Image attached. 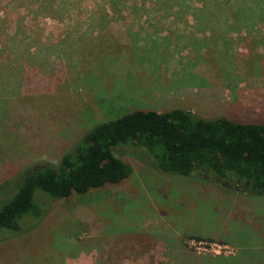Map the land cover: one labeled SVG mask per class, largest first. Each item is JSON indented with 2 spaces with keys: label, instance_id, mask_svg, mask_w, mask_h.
Wrapping results in <instances>:
<instances>
[{
  "label": "rangeland",
  "instance_id": "1",
  "mask_svg": "<svg viewBox=\"0 0 264 264\" xmlns=\"http://www.w3.org/2000/svg\"><path fill=\"white\" fill-rule=\"evenodd\" d=\"M171 109L264 124V0H0V203L94 125ZM112 155L130 176L60 200L35 192L39 215L0 236V264L264 260V196L162 173L142 148Z\"/></svg>",
  "mask_w": 264,
  "mask_h": 264
},
{
  "label": "trees",
  "instance_id": "2",
  "mask_svg": "<svg viewBox=\"0 0 264 264\" xmlns=\"http://www.w3.org/2000/svg\"><path fill=\"white\" fill-rule=\"evenodd\" d=\"M14 38L9 44L19 46ZM12 50L18 53L17 47ZM25 52L30 58L38 55ZM118 145L144 149L162 173L194 176L250 197L264 196V124L205 119L181 109L136 110L94 125L56 167L39 163L24 170L11 197L0 203V236L4 231L18 233L23 217L39 215L35 192L60 200L130 176L131 168L112 155ZM245 256L251 263L244 264L260 261L249 252Z\"/></svg>",
  "mask_w": 264,
  "mask_h": 264
},
{
  "label": "built area",
  "instance_id": "3",
  "mask_svg": "<svg viewBox=\"0 0 264 264\" xmlns=\"http://www.w3.org/2000/svg\"><path fill=\"white\" fill-rule=\"evenodd\" d=\"M188 248L193 249L196 253H204L210 256H228L232 255V250L226 244H219L214 242H203L195 239L186 241Z\"/></svg>",
  "mask_w": 264,
  "mask_h": 264
}]
</instances>
